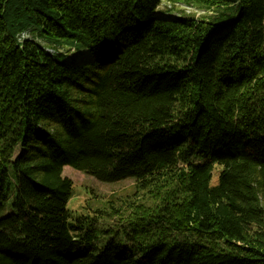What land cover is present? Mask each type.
<instances>
[{
  "label": "trees",
  "instance_id": "trees-1",
  "mask_svg": "<svg viewBox=\"0 0 264 264\" xmlns=\"http://www.w3.org/2000/svg\"><path fill=\"white\" fill-rule=\"evenodd\" d=\"M162 1L0 0V264H264V0ZM67 165L157 187L137 242L69 221Z\"/></svg>",
  "mask_w": 264,
  "mask_h": 264
},
{
  "label": "rangeland",
  "instance_id": "rangeland-1",
  "mask_svg": "<svg viewBox=\"0 0 264 264\" xmlns=\"http://www.w3.org/2000/svg\"><path fill=\"white\" fill-rule=\"evenodd\" d=\"M171 7L175 9V12L168 13L170 16L188 15L196 19H209L216 12V10L183 1L170 2V0H165L159 6L158 14L162 15L163 11L169 12L167 9ZM72 50L67 49L68 52ZM83 58L86 59V53ZM18 151L19 149L16 154ZM63 175L72 179L74 183L67 203L69 221L83 227L84 231L94 230L96 235L94 244L97 248L104 247L111 240L122 247L137 242L138 238L134 239L133 236L138 223L137 218L140 215L135 214V206L143 204L144 208H150L160 199L158 196H153L156 186H137L134 178L105 182L69 165L65 166ZM217 177L218 171H215L213 180L215 181ZM13 196L14 194H11L1 211L2 216L14 212L12 207ZM139 223L143 225L144 222L139 221ZM141 225L140 230L144 227Z\"/></svg>",
  "mask_w": 264,
  "mask_h": 264
},
{
  "label": "built area",
  "instance_id": "built-area-1",
  "mask_svg": "<svg viewBox=\"0 0 264 264\" xmlns=\"http://www.w3.org/2000/svg\"><path fill=\"white\" fill-rule=\"evenodd\" d=\"M164 1H165V0H164ZM162 2H163V1H162ZM168 3H169V2H168ZM160 5H162V3H161ZM160 5H159V6H160ZM176 5H177V4H176ZM158 8H159V7H158ZM158 11H159V10H158ZM165 11H166V10H165ZM167 11H169V12H164V11H163V12H162V15H166V13L168 14V13H170V12L174 13V12H175V9L171 7V8H168ZM158 13H159V12H158ZM163 13H164V14H163ZM170 14H171V13H170ZM177 15H178V14H177ZM51 51H54V49H51ZM61 51L63 52V49H61Z\"/></svg>",
  "mask_w": 264,
  "mask_h": 264
},
{
  "label": "bare ground",
  "instance_id": "bare-ground-1",
  "mask_svg": "<svg viewBox=\"0 0 264 264\" xmlns=\"http://www.w3.org/2000/svg\"><path fill=\"white\" fill-rule=\"evenodd\" d=\"M85 53H86V58L90 57L89 52L87 50L85 51ZM80 59H83V57H81Z\"/></svg>",
  "mask_w": 264,
  "mask_h": 264
}]
</instances>
